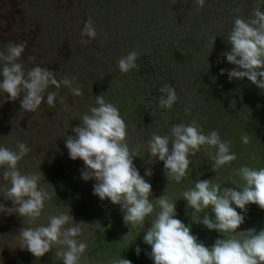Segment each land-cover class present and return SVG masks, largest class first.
I'll return each mask as SVG.
<instances>
[{"label": "rangeland", "instance_id": "1", "mask_svg": "<svg viewBox=\"0 0 264 264\" xmlns=\"http://www.w3.org/2000/svg\"><path fill=\"white\" fill-rule=\"evenodd\" d=\"M257 5L264 11V0H205L203 8L195 0H0V51L9 42H26L20 59L25 70L39 65L53 71L58 80L76 77L75 85L83 90L77 97L61 87L56 107L48 108L45 101L36 112L21 110L19 100H5L6 94L0 93V146L15 150L17 142L26 143L30 152L19 169L25 174L40 173V186L52 193L34 225L16 213L0 212V264H63L55 255L57 248L37 258L21 248L19 237L22 227L46 225L49 216L61 212L72 214L74 223L85 222L77 239L89 245L87 264H110L118 257L132 264H154L144 235L159 208L144 226L125 224L122 206L94 194L95 179L82 178L83 160H72L66 148V137L75 135L72 127L81 123L79 117L95 106V95L101 94L125 120L130 148L143 146L134 164L152 185L154 205L164 194L176 201V218L190 225L192 234L208 247L217 239H243L242 231L251 228L264 229V209L256 204L247 205L246 212L237 208L245 216L244 223L236 233L222 234L193 221L192 216L210 214L211 208L195 213L182 198L200 179L241 191L238 186L244 182L236 170L242 166L264 168L263 90L247 78L229 80L227 71L220 72L236 67L223 55L231 48L227 36L234 18L247 19ZM89 19L97 31L94 39L81 35ZM82 39L89 43L81 44ZM131 51L140 53L139 69L121 73L117 61ZM165 84L179 97L170 110L159 106V89ZM222 87L228 90L222 100L225 106L218 101ZM235 94L239 103L229 104ZM60 96L65 98L67 110L59 103ZM193 120L205 134L218 131L237 159L216 173L211 170L210 157L215 149L206 152L201 148L189 157L188 175L180 183L169 181L163 161L152 157L149 162L148 140L154 132L166 135L174 124ZM245 134L250 138L248 144L241 140ZM148 169L150 176L146 175ZM6 186L0 175V192ZM0 203L14 207L2 196Z\"/></svg>", "mask_w": 264, "mask_h": 264}, {"label": "clouds", "instance_id": "2", "mask_svg": "<svg viewBox=\"0 0 264 264\" xmlns=\"http://www.w3.org/2000/svg\"><path fill=\"white\" fill-rule=\"evenodd\" d=\"M195 2L199 8L205 4V0ZM81 35L93 39L97 36L91 19L85 22ZM213 39L216 41L217 37ZM227 41L231 48L223 55L236 67L221 69V74L227 71L229 80L247 78L251 84L264 90V11L257 5L247 19L237 15ZM87 43L89 40H81V44ZM25 47L26 42H9L6 49L0 51V93L6 94L5 100H19L21 110L36 112L45 101L48 108H55L61 87L68 88L73 96L83 95L82 86L75 85L76 77L65 76L58 80L53 71L39 65L25 70L20 62ZM139 55L131 51L120 57L117 61L119 71L126 74L139 69ZM50 87L57 91H48ZM159 92L161 108L170 110L179 100L171 85H163ZM59 103L67 110L63 96L59 97ZM185 111L190 113L191 109L186 108ZM79 119L81 123L72 127L75 135H68L65 144L72 160H83L82 178L86 181L95 179L94 194L101 200L120 204L125 212L123 220L131 227L144 226L145 220L159 208L144 235V242L151 246L148 255L154 264H264V229L257 232L251 228L242 231L243 239H217L208 247L192 234L190 225L176 218V201L164 194L156 199L155 205L152 203V185L134 164V158L140 156L143 146L130 148L127 124L119 109L106 102L103 94L95 95V106H90ZM241 140L244 144L250 142L247 134ZM147 147L149 162H152V157L163 161L168 180L177 183L188 175L192 163L189 157L196 155L201 148L206 152L215 149L210 157L213 161L211 170L216 173L237 159L230 143L222 140L218 131L205 134L195 120L190 124H174L166 135L152 133ZM29 152L30 148L23 142H17L15 150L0 146V169L3 170L0 175L8 185L0 196L11 200L14 205L6 207L0 203V212L16 213L29 225H34L43 213L45 202L52 199V193L40 186V173L25 174L19 169V163ZM151 174L148 169L146 175ZM235 174L244 182L238 186L241 191L232 187L222 189L211 179H200L194 187L182 193L188 208L195 213L211 208L210 214L192 216L195 223L222 234L236 233L245 221V216L237 208L246 212L247 205L256 204L264 209V168L242 166ZM74 220L72 214L61 212L49 216L46 225L22 227L19 230L21 248L40 258L55 247V255L62 259L63 264H81L82 260L87 264L85 253L89 245L77 239L83 234L85 222L74 223ZM140 251L137 247V254ZM110 264H132V261L118 257Z\"/></svg>", "mask_w": 264, "mask_h": 264}, {"label": "trees", "instance_id": "3", "mask_svg": "<svg viewBox=\"0 0 264 264\" xmlns=\"http://www.w3.org/2000/svg\"><path fill=\"white\" fill-rule=\"evenodd\" d=\"M222 88L223 89H222V91L219 94L218 101L221 102V104L223 106H225L226 105V102L222 103V100H223V97L226 96V93L228 92V90L225 87H222ZM263 94H264V90H263ZM123 98H124V96H122V99ZM230 98H231V101L228 102L229 104H231V103H239V102H237V95L236 94L235 95H232ZM255 118H256V116H251V119H255ZM260 152H261V150H260Z\"/></svg>", "mask_w": 264, "mask_h": 264}]
</instances>
